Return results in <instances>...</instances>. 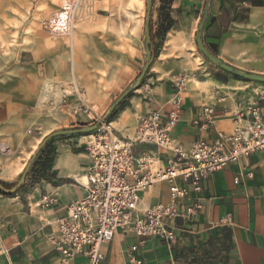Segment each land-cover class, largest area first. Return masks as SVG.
<instances>
[{
  "label": "crops",
  "instance_id": "obj_1",
  "mask_svg": "<svg viewBox=\"0 0 264 264\" xmlns=\"http://www.w3.org/2000/svg\"><path fill=\"white\" fill-rule=\"evenodd\" d=\"M127 2L113 1L111 7H128ZM103 6L96 4L95 12ZM162 6L169 12L168 18L162 16ZM206 9L202 31L206 48L239 70L264 75V0H156L152 10L153 61L138 85L141 93L135 91L127 97L112 121L120 138H134L140 118L152 109H159L167 118L175 109L176 98L179 118L171 136L186 149L200 139L213 141L220 132L247 126L252 108H258L264 119L263 81L238 78L195 51L194 35ZM113 13L110 17L99 14L74 28L70 62L65 48L61 51L53 46L41 62L13 65L15 71L31 72V79L25 75L0 85L1 181L14 182L42 140L54 131L51 120L41 115L35 96V89L45 80L64 86L73 80L81 87L98 88L104 86L98 71L106 68L109 81H113L109 85L124 87L138 76L146 59V20L139 11L133 12V22L127 13ZM109 20L111 27L104 29ZM162 23L169 25L165 34L160 33ZM93 30L98 38L88 46L80 43L93 35ZM26 55L30 61L37 59L34 53ZM76 71L83 76L78 79ZM183 74L187 83L178 92L176 80ZM148 82L152 87L146 95L142 87ZM25 86L30 87V94L22 92ZM209 106L214 120L202 126L204 109ZM69 122L74 127L88 120L74 114ZM41 126L49 129L36 131ZM89 137L80 133L58 137L52 141L55 152L44 175H34L30 169L26 186L11 194L0 191V264H88L84 255L64 263L56 240L58 222L68 215L69 203L87 194ZM157 149L149 143L134 147L136 154ZM190 196L198 199L202 208L188 223L179 221L182 230L177 243L168 244L154 236L142 238L119 228L103 246L101 264H139L138 260L141 264H264V151L229 163L205 178L202 190L192 191ZM168 198V184L161 182L142 193L140 206L144 209ZM133 246L137 248L133 250Z\"/></svg>",
  "mask_w": 264,
  "mask_h": 264
},
{
  "label": "built area",
  "instance_id": "obj_2",
  "mask_svg": "<svg viewBox=\"0 0 264 264\" xmlns=\"http://www.w3.org/2000/svg\"><path fill=\"white\" fill-rule=\"evenodd\" d=\"M99 0H73L69 11L72 31L78 20L91 16ZM187 75L176 80L178 92L185 88ZM151 83L142 87L149 95ZM164 118L159 109H152L140 118L134 138L122 139L112 121L93 119L100 126L90 134L86 151L91 157L88 169L87 194L68 205V215L58 222L56 248L67 263L77 255L88 258V264H101L103 246L109 243L119 228L142 238L154 236L168 244L179 240V221L188 223L202 208L192 191L202 190V181L229 163L238 161L256 151H264V119L258 108L251 109L252 118L247 126L238 125L230 133L220 132L213 141L200 139L189 149L171 136L179 118L180 103ZM91 110V112L89 111ZM205 120L213 122V108L204 109ZM196 123H199L196 121ZM137 143L154 144L156 151L136 154ZM166 182L167 201L141 208L142 193L156 184ZM133 250L137 246L132 247ZM134 259V256L131 255ZM141 264V261H137Z\"/></svg>",
  "mask_w": 264,
  "mask_h": 264
},
{
  "label": "rangeland",
  "instance_id": "obj_3",
  "mask_svg": "<svg viewBox=\"0 0 264 264\" xmlns=\"http://www.w3.org/2000/svg\"><path fill=\"white\" fill-rule=\"evenodd\" d=\"M113 1H128L127 4H125L128 5V7L118 9L112 8L111 3ZM147 1L148 0H99L97 6L101 7L104 5V8H100L101 10H99L98 13L94 11L91 16L78 20L75 27H78L82 21L93 19L99 14H104L110 17L114 14L113 12H116V10L127 13L130 16V22H133L134 19L133 12L137 11H139L141 17L146 20ZM155 2L156 0H154V3ZM72 3L73 0H0V85L4 84L7 80L21 78L25 75H28L31 79V72L15 71L13 70V65L41 62L46 58V53L49 47L54 46L61 51L65 48L68 61L70 62L73 45V31L69 21V11L72 7ZM138 5H140L141 8H138ZM110 27L111 24L109 20L103 28L109 29ZM89 31L90 30H88V32ZM93 38H98V36L94 35V30L93 35H87L80 43L87 44L88 46V42L94 40ZM102 38L106 41L107 37L103 35ZM194 38L196 39V33ZM63 39L64 43H62ZM143 41L145 42V33ZM106 42L109 46V39ZM194 47L195 51L201 52L197 43L194 44ZM26 49L27 51L30 49V51L25 52ZM129 49L131 50V47H129ZM21 53H23L22 59H20ZM28 53H34L37 59L35 61H30L31 57L28 55L25 56V54ZM145 63L146 59L143 61L142 69ZM98 73V75H100L99 81L104 85L98 88L81 87L79 82H77V87L76 82L73 80L69 84L70 86H64L59 81L53 82L48 79L45 80L46 73H43L45 82L35 89V96L38 99V107L41 111V115L51 120L50 127H54V131L86 127L97 123L99 120L93 119V112L90 114L89 112H84V109L89 107L96 113V119H103L112 103L131 85V83H129L124 87H112L109 84H112L113 81H109L106 68L99 70ZM76 75L78 79L79 75L81 76L78 71H76ZM139 87L137 86L133 88L131 90L132 94H135V91L136 94L141 93V90L137 91ZM21 90L24 94H30L31 89L30 87L25 86L22 87ZM74 98L77 99L74 100ZM75 109L77 112H74ZM89 111L91 112V110ZM74 114H82V117L88 120V122L83 126L72 127V122H69V119L74 117ZM48 129L49 128L41 126L36 128V131L46 132ZM92 132L93 131L80 134L90 135ZM61 136L54 137L53 141H56L58 137ZM90 139L91 137L88 138L89 141ZM20 176L14 182L7 183V187L14 186Z\"/></svg>",
  "mask_w": 264,
  "mask_h": 264
},
{
  "label": "water",
  "instance_id": "obj_4",
  "mask_svg": "<svg viewBox=\"0 0 264 264\" xmlns=\"http://www.w3.org/2000/svg\"><path fill=\"white\" fill-rule=\"evenodd\" d=\"M154 5V0H148L147 1V16H146V22H145V49H146V63L140 73V75L131 83V85L126 88L120 95L119 97L112 103L111 107L109 108L108 112L106 113L104 119L106 120L109 115L117 108V106L127 97V95L131 92V90L135 87H137L140 82L144 79L145 75L147 74L152 61H153V51H152V36H151V18H152V9ZM208 14V9L205 10V12L202 15L200 24L198 26L197 32H196V40L198 43V46L203 53V55L209 59L210 61H213L220 67L226 69L227 71H230L236 75H239L245 79L248 80H257V81H263L264 82V75L261 74H256V73H250V72H245L242 70H239L225 62H223L220 58H218L216 55H214L212 52H210L206 46L204 45L203 39H202V31L206 22ZM100 126V122H97L93 125L86 126V127H80V128H75V129H60L56 130L50 134H48L42 142L39 144L37 147L35 153L29 160L28 164L24 168L23 172L21 173V176L19 180L15 183L14 186L12 187H7L2 183L0 180V189L4 192L8 193H14L18 191L20 187L26 182L27 176L30 172V169L36 160V157L40 150L46 145V143L56 137V136H61V135H73V134H79V133H86L93 131L97 129Z\"/></svg>",
  "mask_w": 264,
  "mask_h": 264
},
{
  "label": "trees",
  "instance_id": "obj_5",
  "mask_svg": "<svg viewBox=\"0 0 264 264\" xmlns=\"http://www.w3.org/2000/svg\"><path fill=\"white\" fill-rule=\"evenodd\" d=\"M162 1H171V0H162ZM161 9V12H162V16L168 18L169 17V12L163 8V6L160 8ZM161 31L160 33L161 34H165V32H167L168 28H169V25H163V23L161 24ZM236 77L238 78H241V79H245L239 75H236ZM132 95V91L127 95V97L131 96ZM126 97V98H127ZM125 98V99H126ZM125 99L117 106V108L109 115V117L107 118V121L111 122L113 121L116 116H117V113L118 111L124 106V101ZM69 136V135H67ZM52 141H53V138L50 139L46 145L40 150V152L38 153L37 157H36V160L35 162L33 163L32 165V168H31V171L33 172L34 175H44L48 166H49V162L52 160L53 158V155H54V152H55V148L54 146L52 145ZM31 174V172L29 173ZM5 186H8L7 183L3 182ZM22 186H26V183H24ZM0 191L2 193H5V194H11V193H8V192H4L0 189Z\"/></svg>",
  "mask_w": 264,
  "mask_h": 264
}]
</instances>
